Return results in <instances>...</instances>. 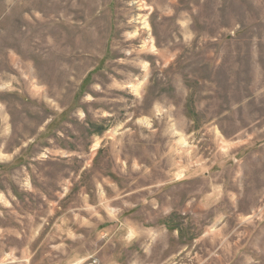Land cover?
<instances>
[{
    "label": "rangeland",
    "instance_id": "obj_1",
    "mask_svg": "<svg viewBox=\"0 0 264 264\" xmlns=\"http://www.w3.org/2000/svg\"><path fill=\"white\" fill-rule=\"evenodd\" d=\"M264 264V0H0V264Z\"/></svg>",
    "mask_w": 264,
    "mask_h": 264
},
{
    "label": "built area",
    "instance_id": "obj_2",
    "mask_svg": "<svg viewBox=\"0 0 264 264\" xmlns=\"http://www.w3.org/2000/svg\"><path fill=\"white\" fill-rule=\"evenodd\" d=\"M88 264H98V263H96V262H90V263H88Z\"/></svg>",
    "mask_w": 264,
    "mask_h": 264
}]
</instances>
